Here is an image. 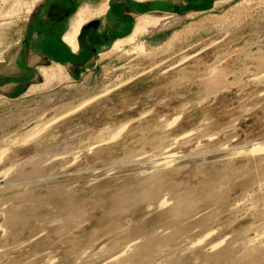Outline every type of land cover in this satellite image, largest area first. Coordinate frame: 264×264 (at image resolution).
I'll list each match as a JSON object with an SVG mask.
<instances>
[{"label":"rangeland","instance_id":"374dc122","mask_svg":"<svg viewBox=\"0 0 264 264\" xmlns=\"http://www.w3.org/2000/svg\"><path fill=\"white\" fill-rule=\"evenodd\" d=\"M42 1L0 0V71ZM130 2L61 87L0 83V264H264V0Z\"/></svg>","mask_w":264,"mask_h":264},{"label":"crops","instance_id":"0c3cea01","mask_svg":"<svg viewBox=\"0 0 264 264\" xmlns=\"http://www.w3.org/2000/svg\"><path fill=\"white\" fill-rule=\"evenodd\" d=\"M76 5L78 10L85 5L94 9L99 7L98 4L85 0L80 4L76 0L42 1L29 16L25 38L18 44L15 58L6 63L4 72L0 71L2 85L16 92L21 87L27 91L41 85L53 90L61 87L62 80H65L63 73L71 68L70 71L79 72V68L87 61L86 55L95 53L97 45H100L99 41L116 35L117 41L126 38L129 34L130 17L134 15V7H137L130 0H107L104 14L86 18L91 21L85 20L77 37V49L73 50L65 43L64 37L73 19L69 20L68 16ZM94 18L102 21V26H106L105 31L101 27L95 28L97 23H92ZM97 69L99 70V66L95 64L91 69L92 76H96ZM5 93L0 95V107L7 102Z\"/></svg>","mask_w":264,"mask_h":264},{"label":"bare ground","instance_id":"6f19581e","mask_svg":"<svg viewBox=\"0 0 264 264\" xmlns=\"http://www.w3.org/2000/svg\"><path fill=\"white\" fill-rule=\"evenodd\" d=\"M21 5H22V3H18L16 5V9L20 10ZM89 12H91L90 6H88V5L82 6L81 9L79 10V12L77 14H75V16L73 17V19H72L73 22L71 23L70 28L68 29V31L65 34L64 41L73 50L77 49V37L82 30V25L85 23L83 21L84 17ZM104 12H106V6L103 8L101 15L104 14ZM175 19H176L175 15H170V16H167L166 18H162V19H150L149 17L148 18L145 17L141 20L140 24L138 25L137 30L130 37V39H131V41H133L135 37H138V36L144 34L147 30H148V33H151L152 31H155L158 28H165L166 26L171 24ZM152 21H154V22H152ZM122 42H124V40L118 41L117 44L121 45ZM95 77L96 76H94V78Z\"/></svg>","mask_w":264,"mask_h":264},{"label":"water","instance_id":"95a60500","mask_svg":"<svg viewBox=\"0 0 264 264\" xmlns=\"http://www.w3.org/2000/svg\"><path fill=\"white\" fill-rule=\"evenodd\" d=\"M168 35H169V31H165L161 37H157V38H155V41H156V42H159V41H161L162 39H164L165 37H167ZM95 73H96V74L98 73V69H97V71H95Z\"/></svg>","mask_w":264,"mask_h":264}]
</instances>
